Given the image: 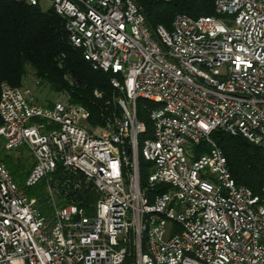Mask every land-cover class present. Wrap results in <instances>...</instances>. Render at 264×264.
Instances as JSON below:
<instances>
[{
	"label": "built area",
	"instance_id": "1",
	"mask_svg": "<svg viewBox=\"0 0 264 264\" xmlns=\"http://www.w3.org/2000/svg\"><path fill=\"white\" fill-rule=\"evenodd\" d=\"M46 1L112 75L121 115L91 128L85 107L1 83L3 146L32 157L25 186L60 168L91 181L96 200L57 204L48 187L44 216L0 161V264H264V189L236 185L211 138L264 146V0H216L218 16L178 15L154 33L132 0ZM139 99L155 105L140 144ZM139 157L151 163L143 185Z\"/></svg>",
	"mask_w": 264,
	"mask_h": 264
},
{
	"label": "trees",
	"instance_id": "2",
	"mask_svg": "<svg viewBox=\"0 0 264 264\" xmlns=\"http://www.w3.org/2000/svg\"><path fill=\"white\" fill-rule=\"evenodd\" d=\"M132 1L143 13L153 33L160 26L170 32L178 15L193 19L218 16L215 11L216 0ZM28 69L32 72L30 76L37 90L42 91L47 86L48 91L60 96L59 99L64 97L85 107L89 112V127L102 128L113 117H120L117 98L121 93L111 85L112 75L93 69L83 58L82 50L70 42L62 16L51 8L42 10L39 5L0 0V85L6 82L13 87H24ZM47 99L41 104L50 106L56 101ZM154 107L153 103L143 99L136 103V117L145 125V132L138 136L139 144L144 138L152 136L150 112ZM211 138L225 155L235 184L260 195L264 189V146L251 143L241 134L232 135L221 129L214 130ZM16 152L19 150H6L0 137V161L24 193L36 198L37 206L44 216H50L52 211L48 187L52 189L57 204L78 202L89 206L96 200L91 181H86L78 173L73 175L60 168L52 174L50 181L42 179L26 187L25 180L33 163L20 161L21 155ZM150 166L151 163L139 157L142 185L145 184ZM75 183L79 186L75 187Z\"/></svg>",
	"mask_w": 264,
	"mask_h": 264
},
{
	"label": "rangeland",
	"instance_id": "3",
	"mask_svg": "<svg viewBox=\"0 0 264 264\" xmlns=\"http://www.w3.org/2000/svg\"><path fill=\"white\" fill-rule=\"evenodd\" d=\"M40 7L42 10H47L50 9V4L48 1L43 0L42 3L40 4ZM28 76L25 78V82H24V87L30 89V91L36 96V98L39 100L40 103H45L47 102V98H50V101L53 100H57L60 98L59 95L54 94L50 91L47 90V86L43 88L42 91H39L35 88L34 85V79H32V77L30 75H32V72L30 69H28ZM19 152H16L17 155H21L20 156V161L22 162H32V157L30 156L29 152L27 151V149L25 147H21L19 149ZM16 150V151H17ZM11 151H15V150H11Z\"/></svg>",
	"mask_w": 264,
	"mask_h": 264
}]
</instances>
